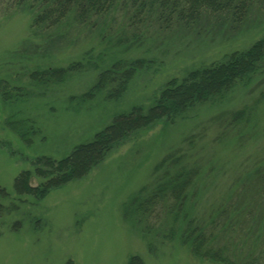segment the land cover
I'll use <instances>...</instances> for the list:
<instances>
[{
	"label": "rangeland",
	"instance_id": "1",
	"mask_svg": "<svg viewBox=\"0 0 264 264\" xmlns=\"http://www.w3.org/2000/svg\"><path fill=\"white\" fill-rule=\"evenodd\" d=\"M127 10L32 31V12L5 10L0 0V81L19 89L9 90L8 102L0 93V186L6 192L0 200V264H127L133 255L145 264H223L193 255L178 234L165 238L169 228L181 231L182 225L164 212L151 217L149 236L134 217H125L124 205L142 187H154L155 166L171 154L199 170L187 209L204 227L206 244L234 264H264V63L223 101L142 130L84 178L51 188L40 200L16 192V178L34 171L39 157H66L117 114L150 107L171 80L264 37V0L237 20L223 11L203 12L191 24H133ZM138 59L148 64L120 99L107 98L112 84L90 102L79 100L101 70ZM74 62L84 67L62 83L29 78L34 70ZM242 109L248 116L235 119ZM42 180L32 183L41 186Z\"/></svg>",
	"mask_w": 264,
	"mask_h": 264
},
{
	"label": "trees",
	"instance_id": "2",
	"mask_svg": "<svg viewBox=\"0 0 264 264\" xmlns=\"http://www.w3.org/2000/svg\"><path fill=\"white\" fill-rule=\"evenodd\" d=\"M258 1L262 0H2V4L5 10L20 7L32 12L31 28L32 31H38L61 27L72 19L86 23L93 17L111 13L119 8H127L130 14H133V24L135 20L140 22L141 19L143 22L155 21L159 25L174 22L191 24L198 21L203 12L215 14L222 11L230 13L234 20H237L236 16L245 15L252 4ZM263 63L264 37L256 40L248 49L231 52L221 61L191 70L181 81L171 80L150 107L146 109L136 106L128 112L117 114L110 124L96 132L92 140L75 146L66 157H39L34 171H24L16 178V192L40 200L51 188L84 178L101 164L109 153L129 142L142 130L159 122L172 123L183 119L198 105L223 101L238 84L249 81ZM83 64L74 62L67 68L37 69L30 72L29 78L37 84L62 83L71 74L81 70ZM147 64L143 59L113 62L99 72L95 84L79 100L90 102L112 84L116 86L108 91L107 98L110 101L120 99L130 79ZM121 69L122 72H119ZM7 84L0 81V93L8 102L11 96L9 90L19 89ZM248 114V109H242L233 116L235 119H241ZM11 127L21 137L26 136L24 129L16 128L13 124ZM181 160L171 154L159 161L155 166L158 176L154 187L151 190L147 185L142 187L124 205L125 217H134L133 222L141 227L143 234L149 236L153 230L151 217L155 219L164 212L167 217L178 220L182 225L181 231L177 227L169 228L165 238L171 239L178 234L180 242L188 245L193 255L204 260L234 264L221 249H213L206 244L204 227L197 225L191 218L187 202L199 170L187 167ZM35 178L43 179L41 186L33 185L32 180ZM5 195V190L0 186V200ZM127 264L145 263L138 255H133L129 257Z\"/></svg>",
	"mask_w": 264,
	"mask_h": 264
}]
</instances>
